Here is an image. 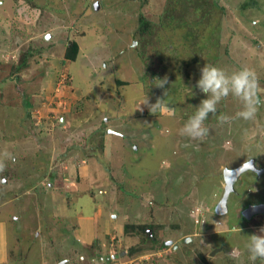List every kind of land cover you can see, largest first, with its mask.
Returning a JSON list of instances; mask_svg holds the SVG:
<instances>
[{"label": "rangeland", "instance_id": "obj_1", "mask_svg": "<svg viewBox=\"0 0 264 264\" xmlns=\"http://www.w3.org/2000/svg\"><path fill=\"white\" fill-rule=\"evenodd\" d=\"M31 1L0 0V264H236L233 249L252 264L245 246L264 215L242 210L264 202V0ZM204 64L254 70L261 105L245 121L229 95L193 141L180 129L206 98ZM251 159L260 172L243 171L217 214L224 168ZM130 222L168 246L129 256Z\"/></svg>", "mask_w": 264, "mask_h": 264}, {"label": "clouds", "instance_id": "obj_2", "mask_svg": "<svg viewBox=\"0 0 264 264\" xmlns=\"http://www.w3.org/2000/svg\"><path fill=\"white\" fill-rule=\"evenodd\" d=\"M200 73L196 87L201 93L205 94L206 98L200 101L194 115L180 129L182 136L193 141H203L209 131L204 122L208 119L209 114L216 113L217 105L229 95L238 99L241 103V110L236 113V118L245 121L255 118L261 105V100L259 98L258 77L254 70L243 67L229 74L219 67L204 64L200 69ZM157 81L156 86L160 88H164L168 83L166 77L157 79ZM159 100L162 99H158L155 104L149 105V111L151 113L159 106ZM142 103L148 104L147 98ZM165 110L169 116L175 115L174 107L168 106ZM232 119V117L222 115L218 118V123L221 125L230 124ZM192 146L197 147V145ZM3 168V163H0V170H3ZM259 233V235H249V241L245 246L248 260L252 264H255L258 259L264 261V226L259 229ZM229 255L236 261V264H244L242 259L244 253L240 250L233 249L229 252Z\"/></svg>", "mask_w": 264, "mask_h": 264}, {"label": "trees", "instance_id": "obj_3", "mask_svg": "<svg viewBox=\"0 0 264 264\" xmlns=\"http://www.w3.org/2000/svg\"><path fill=\"white\" fill-rule=\"evenodd\" d=\"M28 2H30L31 4L33 3L31 0H28ZM139 20H140V24H142V25L148 24V22L143 17H140ZM78 51H79L78 43L75 41H72L71 44L67 43L66 48H65V52H64V56H65V58L69 59L70 61L74 60L77 56ZM30 55H31V53H29L27 51L25 54L22 53L21 55H19L18 64H17V67L15 66V68L18 69L19 67H26L27 66V57ZM94 132L95 131H93V133ZM91 134H92V132H91ZM102 135H103V132L101 131V136ZM92 147L94 149H98V148H101L102 150L104 149V146H101V145L99 146L98 144H94ZM62 161H64V160H62ZM80 162H81V160L79 159L78 163H80ZM74 166H75V168H74L75 171H74V176H72V181L79 182V181H81L80 171H79L80 164L79 165L74 164ZM51 174H52L51 176H54L53 171L51 172ZM67 179L70 180V177L65 178V180H67ZM42 180H44V178H42ZM47 183H46V185H48ZM43 187H46V186L44 185L40 188H43ZM62 188H64V187H62ZM67 193H69V192H66V194ZM124 233L126 235H133V236L137 237L136 244L130 246L127 249L126 253L129 256L141 254V255H148L150 257H153L154 255L156 256L157 253L162 251V249L164 251V247L168 246V243L166 245V243L164 241H162V239L158 236L157 231L154 229V225H152L150 223L149 224H142V223L134 224L131 222L126 223L124 225ZM148 259H145V261Z\"/></svg>", "mask_w": 264, "mask_h": 264}, {"label": "water", "instance_id": "obj_4", "mask_svg": "<svg viewBox=\"0 0 264 264\" xmlns=\"http://www.w3.org/2000/svg\"><path fill=\"white\" fill-rule=\"evenodd\" d=\"M251 169L256 172H260L254 165V160H248L235 168H224L223 170V179L225 182L223 195L216 205L215 212L217 214H225L227 211V198L231 191H233L234 181L238 178V176L245 170ZM264 213V202L257 204H249L242 210V214L250 218L254 214ZM60 264H65V260H62Z\"/></svg>", "mask_w": 264, "mask_h": 264}, {"label": "crops", "instance_id": "obj_5", "mask_svg": "<svg viewBox=\"0 0 264 264\" xmlns=\"http://www.w3.org/2000/svg\"><path fill=\"white\" fill-rule=\"evenodd\" d=\"M71 105H72V102H71ZM64 108V107H63ZM69 108H72V107H69ZM57 109H59V107L57 108ZM58 112V115L60 114H68L69 115V113H70V110L69 109H64L63 111H57ZM65 116V115H64ZM62 118V117H61ZM74 171H75V169H74ZM74 171H73V174H74ZM81 171H84V169L83 170H81ZM88 172V168L86 167V172H84L85 173V175H84V177H85V179H89V177H90V173H87ZM71 174L72 172L70 171V169L69 170H66V174ZM84 177H83V179H84ZM68 182V181H67ZM66 184V183H65ZM204 221V220H203ZM263 225H264V223H263Z\"/></svg>", "mask_w": 264, "mask_h": 264}, {"label": "flooded vegetation", "instance_id": "obj_6", "mask_svg": "<svg viewBox=\"0 0 264 264\" xmlns=\"http://www.w3.org/2000/svg\"><path fill=\"white\" fill-rule=\"evenodd\" d=\"M261 202H262V201H261ZM261 202H260V203H261ZM248 205H249V204H248ZM262 214L264 215V213H262ZM257 215H259V214L252 215L250 218H251V219H254L255 216H257ZM250 218H249V219H250ZM251 219H250V220H251ZM255 225H256V224H255ZM256 226H260V227H262V226H264V225H263V223L258 224V222H257V225H256Z\"/></svg>", "mask_w": 264, "mask_h": 264}, {"label": "built area", "instance_id": "obj_7", "mask_svg": "<svg viewBox=\"0 0 264 264\" xmlns=\"http://www.w3.org/2000/svg\"><path fill=\"white\" fill-rule=\"evenodd\" d=\"M159 254H160V252L157 253V255H159ZM142 257H143V259H148L150 256H148V255H142Z\"/></svg>", "mask_w": 264, "mask_h": 264}]
</instances>
